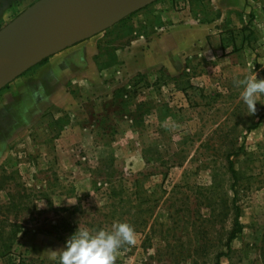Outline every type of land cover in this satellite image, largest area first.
I'll use <instances>...</instances> for the list:
<instances>
[{
  "label": "rangeland",
  "instance_id": "obj_1",
  "mask_svg": "<svg viewBox=\"0 0 264 264\" xmlns=\"http://www.w3.org/2000/svg\"><path fill=\"white\" fill-rule=\"evenodd\" d=\"M34 1L6 11L0 0V28ZM159 1L94 35L108 91L86 100L91 135L49 113L11 145L0 164V264H59L51 250L78 227L117 222L133 226L136 242L114 264H215L219 254L218 264H264V95L249 114L236 84L264 78L252 15L220 18L213 0H173L180 25L212 21L211 30L173 75L125 76L117 52L157 35L148 8ZM234 204L242 229L227 246Z\"/></svg>",
  "mask_w": 264,
  "mask_h": 264
},
{
  "label": "crops",
  "instance_id": "obj_2",
  "mask_svg": "<svg viewBox=\"0 0 264 264\" xmlns=\"http://www.w3.org/2000/svg\"><path fill=\"white\" fill-rule=\"evenodd\" d=\"M10 1L5 0L6 11L9 10ZM213 2L215 8L222 11L220 18L224 14L226 17L228 14H237L238 11H241L243 18L245 12L252 15V28L258 36L254 46L260 53L259 61L264 66V0ZM172 5L173 0H160L155 6H149L148 9L159 17L155 29H161L157 35L149 39L140 34L131 39L125 49L118 50L117 59L123 66L125 76L154 74L159 70L173 75L172 72H178L182 68L187 48L211 30L212 21L210 25L207 22H199L193 27L180 25L178 21L183 15L178 10L182 6ZM171 24L176 25L170 27ZM85 33L44 58L43 62L30 67V70H26L1 90L0 164L9 158L11 145L23 139L31 128L40 125L49 113H53L55 118L61 117L60 115L70 116L75 122L74 126L82 127L85 134L87 132L91 135L88 128L90 126L85 122L88 119L86 100L108 90L101 86L102 79L96 65L95 54L99 40L95 36L86 37Z\"/></svg>",
  "mask_w": 264,
  "mask_h": 264
},
{
  "label": "water",
  "instance_id": "obj_3",
  "mask_svg": "<svg viewBox=\"0 0 264 264\" xmlns=\"http://www.w3.org/2000/svg\"><path fill=\"white\" fill-rule=\"evenodd\" d=\"M156 0H35L0 28V37L8 42L0 47V61L6 66L0 71V90L74 40L65 41L58 23L67 16L75 17L86 37L94 36L113 26L126 16ZM47 39L43 45L41 38Z\"/></svg>",
  "mask_w": 264,
  "mask_h": 264
},
{
  "label": "clouds",
  "instance_id": "obj_4",
  "mask_svg": "<svg viewBox=\"0 0 264 264\" xmlns=\"http://www.w3.org/2000/svg\"><path fill=\"white\" fill-rule=\"evenodd\" d=\"M242 87L241 97L249 108L256 112L257 97L264 95V78L246 77L236 80ZM135 230L128 222H117L111 230H89L78 227L65 241L63 248L51 250L50 257L59 264H114L117 250L122 244H135Z\"/></svg>",
  "mask_w": 264,
  "mask_h": 264
},
{
  "label": "bare ground",
  "instance_id": "obj_5",
  "mask_svg": "<svg viewBox=\"0 0 264 264\" xmlns=\"http://www.w3.org/2000/svg\"><path fill=\"white\" fill-rule=\"evenodd\" d=\"M114 0H110V2H112ZM68 20L66 22H59V26L61 28V31L63 32V34L65 35V41H71L74 38L80 37L82 36L86 30L84 28V26L80 23V22H76V18L75 17H70L67 16ZM42 44L43 45H48L47 43V39L44 37L41 38ZM8 42V38L7 37H0V47H3L6 43ZM6 66L5 63H3L2 61H0V71Z\"/></svg>",
  "mask_w": 264,
  "mask_h": 264
},
{
  "label": "trees",
  "instance_id": "obj_6",
  "mask_svg": "<svg viewBox=\"0 0 264 264\" xmlns=\"http://www.w3.org/2000/svg\"><path fill=\"white\" fill-rule=\"evenodd\" d=\"M45 60V59H44ZM43 60V61H44ZM42 61V62H43ZM142 74H137L138 77H140ZM229 170L233 176V178H236V171L235 169L233 168L232 166V163L230 162L229 163ZM233 188H234V185H233ZM234 209H235V219H234V223H233V228L232 230L230 231V234L228 236V239H227V246L229 245V243L241 232V229H242V224L240 223L239 221V207L234 204ZM222 255V254H221ZM220 254L217 256V261L215 262V264H218V260H219V257L221 256Z\"/></svg>",
  "mask_w": 264,
  "mask_h": 264
}]
</instances>
